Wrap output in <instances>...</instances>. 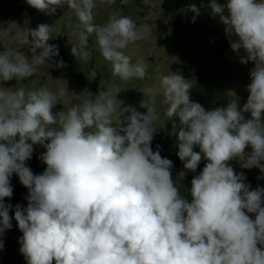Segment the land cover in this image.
Segmentation results:
<instances>
[{
	"label": "clouds",
	"instance_id": "1",
	"mask_svg": "<svg viewBox=\"0 0 264 264\" xmlns=\"http://www.w3.org/2000/svg\"><path fill=\"white\" fill-rule=\"evenodd\" d=\"M27 3L46 14L64 4L74 10L81 29L79 46L71 48L77 60L91 55L86 44L94 34L113 74L124 80L145 77V66L133 65L121 50L144 39L148 26L116 14L97 25L96 0ZM208 6L225 33L235 37L231 49L246 53L240 63L254 67L242 108L232 100L206 111L190 100L192 84L181 74L162 80L166 115L180 125H173L179 159L192 172L202 158L207 161L191 180L190 200L172 179L173 162L150 146L156 126L147 102L141 105L146 114L120 107L121 116L130 115L114 125L116 104L122 102L107 94L54 114L57 96L46 88L0 89V234L12 226V205L3 201L13 195L15 173L28 189L27 207L16 205L14 214L27 264H264V188L250 190L243 174L227 163L250 146L242 167L264 173V0H210ZM190 10L199 14L195 5ZM18 39L31 44L32 59L0 52V81L29 78L38 64L58 55L57 46L48 43V24L26 29ZM37 144L46 148L40 159L47 167L34 175L25 162Z\"/></svg>",
	"mask_w": 264,
	"mask_h": 264
},
{
	"label": "rangeland",
	"instance_id": "2",
	"mask_svg": "<svg viewBox=\"0 0 264 264\" xmlns=\"http://www.w3.org/2000/svg\"><path fill=\"white\" fill-rule=\"evenodd\" d=\"M209 3L210 0H96L93 23L104 25L116 14L131 18L138 27L148 26L144 39L121 50L130 57L133 65L139 62L145 66V77L124 80L113 74L112 63L102 56L94 34L88 37L86 44V50L91 53L89 58L77 60L73 56L71 48L79 46L78 33L81 29L77 27L79 21L74 10L66 4L58 7L54 14H46L31 7L27 0H0V52H10L13 57L26 56L31 60V44L21 43L18 36L26 29H36L39 24L50 25L52 39L48 43L56 45L58 49V55L36 66L33 76L0 81V89L35 91L46 88L57 96L52 109L54 114L107 94L122 102L121 105L116 104L112 116L114 125H119L121 119L130 115L125 112L121 116L120 107H131L146 114L147 109L141 105L147 102L146 107L152 108L155 116L153 140L165 146L167 154L178 156V138L173 134V125L175 123L177 129L180 125L178 118L166 115L169 105L165 103V86L162 84L165 76L178 72L190 81V100L201 104L206 111L227 107L232 100H236L242 108L249 95L246 89L254 64L240 63V57L246 56V53L243 49L235 52L231 49L230 42L235 37L225 33L219 17L212 16ZM217 3L224 4L226 0H217ZM190 5L199 9L198 15L190 10ZM40 51L37 49L36 54ZM60 61L63 65L57 66ZM61 90L63 96L59 95ZM243 115L245 119L250 118L249 113ZM121 126H126V122ZM33 147L32 157L25 163L34 175L42 174L47 166L40 156L46 148L39 144ZM195 148L198 149V146ZM251 151L248 146L244 156L227 163L235 173L243 174L244 183L250 186V190L264 188V173L259 168L242 167V161ZM199 173L198 169L195 172L185 169L180 159L177 166L173 164L172 179L182 197L191 199V180ZM10 185L13 195L4 198L3 202L12 205L9 209L12 226L0 234L3 241L0 264H27L20 252L19 240L23 233L14 214L16 205L27 207L28 189L20 183L15 173L10 177ZM248 215L255 219L254 213Z\"/></svg>",
	"mask_w": 264,
	"mask_h": 264
},
{
	"label": "trees",
	"instance_id": "3",
	"mask_svg": "<svg viewBox=\"0 0 264 264\" xmlns=\"http://www.w3.org/2000/svg\"><path fill=\"white\" fill-rule=\"evenodd\" d=\"M150 146H151L153 152L159 151L160 155L163 158L170 159L175 166L178 165V159H179V157L178 156H172V155L167 154L166 149H165V146H163L159 141L152 140ZM194 151H197L198 152L199 149L194 148ZM206 163H207V161L202 158V160H201L200 164L198 165V168L197 169L201 172L202 169L204 168V166L206 165Z\"/></svg>",
	"mask_w": 264,
	"mask_h": 264
},
{
	"label": "water",
	"instance_id": "4",
	"mask_svg": "<svg viewBox=\"0 0 264 264\" xmlns=\"http://www.w3.org/2000/svg\"><path fill=\"white\" fill-rule=\"evenodd\" d=\"M198 149H199V147H198Z\"/></svg>",
	"mask_w": 264,
	"mask_h": 264
}]
</instances>
